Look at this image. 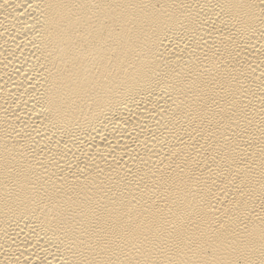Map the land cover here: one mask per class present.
I'll list each match as a JSON object with an SVG mask.
<instances>
[{"label":"bare ground","instance_id":"obj_1","mask_svg":"<svg viewBox=\"0 0 264 264\" xmlns=\"http://www.w3.org/2000/svg\"><path fill=\"white\" fill-rule=\"evenodd\" d=\"M0 264H264V0H0Z\"/></svg>","mask_w":264,"mask_h":264}]
</instances>
